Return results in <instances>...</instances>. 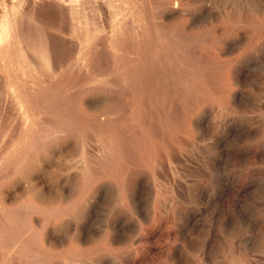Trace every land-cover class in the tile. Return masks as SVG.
I'll return each instance as SVG.
<instances>
[{"label": "rangeland", "instance_id": "374dc122", "mask_svg": "<svg viewBox=\"0 0 264 264\" xmlns=\"http://www.w3.org/2000/svg\"><path fill=\"white\" fill-rule=\"evenodd\" d=\"M120 139L136 147L127 170ZM0 162V264H85L69 256L61 211L93 165L109 185L87 184L82 203H127L121 183L139 180L148 221L171 203L159 184L175 203H206L196 189L219 193L227 178L246 264H264V0H0Z\"/></svg>", "mask_w": 264, "mask_h": 264}, {"label": "bare ground", "instance_id": "6f19581e", "mask_svg": "<svg viewBox=\"0 0 264 264\" xmlns=\"http://www.w3.org/2000/svg\"><path fill=\"white\" fill-rule=\"evenodd\" d=\"M120 62H122V61H120ZM137 70H138V68H137ZM134 72H136V71H134ZM165 77H167L166 74H165ZM140 78H141V76H140ZM138 79H139V77H138ZM137 83H139V82H137ZM195 87H196V85H195ZM145 94H146V92H145ZM152 96H154V95H152ZM145 101H146V99H145ZM108 125H110V123H108ZM108 125H107V127H108ZM112 125L115 126V124H112ZM112 125H110V127H108V129H111ZM146 125H148V123ZM57 127H58V125H57ZM57 127H55V128H57ZM105 127H106V125H105ZM117 127H119V126H117ZM55 128L52 127V129H55ZM49 129H50V127H49ZM119 129H122V127ZM49 131H48V133H49ZM55 131H56V129H55ZM189 134H191V133H189ZM49 135L50 134L46 135L47 138ZM51 135L53 137V132ZM138 135H140V134L138 133ZM55 136L56 135H54V137ZM165 136H166V134H165ZM122 137H124L122 139L126 138V136H123V134H122ZM158 137H160V136H158ZM119 138H121V136H119ZM127 138H129V137H127ZM17 139H20V138H17ZM52 139L53 138H51V140H50L51 142H52ZM161 139H162V137H161ZM166 139H169V138H166ZM179 139H180V137H179ZM177 140H176V142H177ZM182 140H184V139H182ZM203 140H205V139H203ZM166 141H168V140H166ZM189 141H187V142H189ZM15 142H17V141H15ZM78 143H79V141H78ZM129 143L131 144V147H132L133 142H129ZM129 143L127 141L121 140V142L117 143L118 145H120L119 151L114 153L115 154L114 156L117 155L120 162L123 165L125 164V169L128 168L127 167L128 164L124 161L126 159H127V161H129V158H128V155L130 154L129 151L132 150L133 147H135V145H134L132 148H130ZM141 144H143V143H141ZM167 144H169V143H167ZM171 144H172V142H171ZM178 144L180 145V143H178ZM185 144H186V142H185ZM96 145H98V143ZM100 145H102V144H100ZM101 147H103V146H101ZM78 148L79 147H77L76 150L80 151L79 150L80 148L79 149ZM103 148L105 149L106 147H103ZM30 149H32V148H30ZM108 149H106V150H108ZM137 149H135V150H137ZM142 151L144 152V150H142ZM106 152L109 153L108 151H106ZM110 152H112V151H110ZM130 152L135 153L132 151H130ZM155 152L154 153L151 152L150 155L148 156V158L146 159V160H148V163L150 165H154L155 162L159 161V156H157V154H155ZM76 153H77V151H76ZM79 153H81V152H79ZM112 153H110V154H112ZM162 153H164V151H162ZM76 155H78V154H76ZM130 155H133V154H130ZM163 155L165 156V154H163ZM74 156H75V154H74ZM161 156H162V154H161ZM104 157H106V156H104ZM145 158L146 157L144 156V159ZM81 159H82V155H81ZM88 159H91V158H88ZM105 159H103V160H105ZM113 159L116 161L115 158H113ZM107 161H109V160L107 159ZM110 161H112V160H110ZM175 161H177V160H175ZM75 162L70 163V164H72V165L76 164ZM112 162H114V161H112ZM106 163H108V162H106ZM102 165H103V163H102ZM71 169H72V167H71ZM91 171H92V174L90 175V177L88 179H85L84 182H78V183L83 184L82 185L83 188L79 191V193L75 197V200L73 201V203L68 204L69 208H62L60 206L62 208L61 213L64 214L62 217L66 216V214H69V245L67 244L68 246H66L67 247L66 249L69 251V256L73 257L75 260H78L81 262L83 259H85V261H84L85 264H136V263H139V264H228L227 259L229 257L228 254L230 252H227V250H229L227 248L230 245V241L227 239L225 234L230 233V234H233V236H234L233 242L237 248V255L233 259L232 258L233 254H232V257H229L230 260L232 259L233 264H246L247 238L249 239V237H247V235L245 234V216H244L245 208L242 209L243 207H242L241 203H235L239 206V208H238L239 219H238V223H237L238 225L237 226L230 225V223L232 221L231 206L234 203H231V199H232L233 195L230 194L231 193V188H230L231 186L229 187L230 182L227 178H222V185L223 186H221V188L219 189V191H218L219 193H213V191L211 192L210 189L207 188L206 186H203V187L201 186L198 189H196L197 193H194V195H198L200 198L201 197L204 198L206 203H175V196L173 193L174 188H173L172 184L170 182H167V181H165L163 184H159V185L157 184L158 186H160L159 187L160 191H163L165 194H168L170 196L169 199H171V203H166V209H165L166 214H162L160 209H159L161 207L160 206L158 207V204L155 203L154 206H152L153 207V215L148 221V217H147L148 213L146 214L145 210L143 211V206H142L143 203H139L140 200H142L141 199L142 196L140 197V187H139L140 181L139 180L134 181L131 178H128V179L126 178V183H125V180H124V183L123 182L121 183L122 184L120 186L121 195L123 196V199L127 200V203H120L118 205L116 203H82L83 201H85L86 194L89 192L87 184H96L95 185L96 192L99 193L100 195L104 193V191L107 189L106 186L109 185L107 183V181L104 180L106 177H104L102 175V174H104V173H102L103 171L102 172L98 171V169H96V167H94V165L92 166ZM72 174H73V172H72ZM83 174H82V176H83ZM109 174H110V172H109ZM153 174H155V173H153ZM78 175H80V174L78 173ZM116 175H118V173H116ZM116 179H118V178H116ZM77 181H79V180H77ZM142 182H146V181L144 180ZM159 183H161V182H159ZM154 187H155V185H154ZM240 192H243V191L241 188H238V189H236V194H234V195H239ZM126 200H124V201H126ZM166 200H167V198H166ZM161 202H163V201H161ZM216 202H220V203H216ZM233 206H235V205H233ZM57 207H59V206H57ZM65 207H67V206H65ZM45 208L47 210V207H45ZM61 208H57V209L61 210ZM50 211H54V210H50ZM55 211H57V210H55ZM128 212H129V214H127ZM56 214H58V213H55V216H56ZM49 215H50V213H49ZM58 216H59V214H58ZM129 216L131 218H129ZM44 220H46V219H44ZM50 220H52V219H50ZM47 222H50V221H47ZM26 223H28V222H26ZM61 223H63V222H61ZM26 225L28 226L31 224L29 223ZM2 226L5 227L4 225H2ZM31 227H32V225H31ZM34 227L36 228V226H34ZM24 228H26V227H24ZM38 229H41V228H38ZM28 235H29V233H28ZM31 237L33 238V236H31ZM24 239H26V238H24ZM220 239H223L222 242L225 243V245H226V247H224V250L226 249L225 254L224 253H222V254L218 253V249H219L218 244H220ZM41 240H42V237H41ZM59 241L61 243H63L62 239H60ZM39 242H40V240H39ZM9 244H12V243H9ZM12 245H9V246H12ZM36 245H38V244H36ZM63 245H65V244H63ZM41 246H42V244H41ZM45 247H47V249L44 248V250H47L45 252H49V250H48L49 246L46 245ZM4 251H6V250H4ZM16 251H17V249L14 252H16ZM27 252H29V251H27ZM220 252H221V250H220ZM10 253H12V252H10ZM50 253H51V251H50ZM7 254H9V253H7ZM35 254H37V258H39L38 256L40 254L39 255H38V253H35ZM27 255L25 258H27ZM8 256H12V255H8ZM29 256L34 257L35 255H29ZM43 256H45V255H43ZM46 256H48V255L46 254ZM18 257H19V255H18ZM19 258L22 259L21 257H19ZM40 258H42V257L40 256ZM43 258H45V257H43ZM52 258H54V256H52ZM57 258H58V256H57ZM57 258L55 257V259H57ZM5 259H7V258H5ZM12 259H13V257H12ZM48 259H50V258H48ZM9 260H10V258H9ZM23 260H25V259H23ZM30 260H31V258H30ZM30 260H29V262H30ZM225 260H226V262H225ZM3 261H6V260H3ZM34 261L36 263L35 259L32 262H34ZM72 261L73 260H71L70 262H72ZM25 262H27V261L25 260ZM65 262L67 263L68 260H65ZM50 264H52V263L50 262Z\"/></svg>", "mask_w": 264, "mask_h": 264}]
</instances>
